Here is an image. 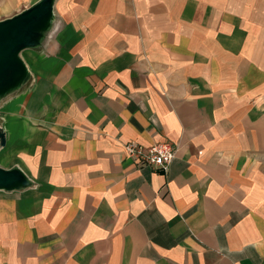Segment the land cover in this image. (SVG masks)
<instances>
[{
    "label": "crops",
    "instance_id": "0c3cea01",
    "mask_svg": "<svg viewBox=\"0 0 264 264\" xmlns=\"http://www.w3.org/2000/svg\"><path fill=\"white\" fill-rule=\"evenodd\" d=\"M55 11L35 81L0 105V165L32 180L0 190V264H264V0ZM130 140L174 143L168 170Z\"/></svg>",
    "mask_w": 264,
    "mask_h": 264
},
{
    "label": "water",
    "instance_id": "95a60500",
    "mask_svg": "<svg viewBox=\"0 0 264 264\" xmlns=\"http://www.w3.org/2000/svg\"><path fill=\"white\" fill-rule=\"evenodd\" d=\"M55 3L56 0H38L0 20V105L33 83L34 74L22 51L45 47L59 22ZM6 144L7 132L0 117V151ZM31 184L32 180L19 165L10 168L0 165V190H19Z\"/></svg>",
    "mask_w": 264,
    "mask_h": 264
},
{
    "label": "built area",
    "instance_id": "2783aa9c",
    "mask_svg": "<svg viewBox=\"0 0 264 264\" xmlns=\"http://www.w3.org/2000/svg\"><path fill=\"white\" fill-rule=\"evenodd\" d=\"M125 152L132 158L138 167L154 165L159 170L166 171L176 155V147L170 141L156 142L151 145H144L137 141L124 143Z\"/></svg>",
    "mask_w": 264,
    "mask_h": 264
},
{
    "label": "rangeland",
    "instance_id": "374dc122",
    "mask_svg": "<svg viewBox=\"0 0 264 264\" xmlns=\"http://www.w3.org/2000/svg\"><path fill=\"white\" fill-rule=\"evenodd\" d=\"M59 23V22H58ZM28 50L26 49V50H23L22 51V56L25 58V60H26V55L28 54V52H27ZM27 61V60H26ZM34 74V73H33ZM34 78H35V75H34ZM36 79V78H35ZM35 81V80H34ZM33 81V82H34ZM2 123H3V125H4V121H3V119H2ZM7 145V144H6ZM6 147V146H5ZM4 147V148H5ZM4 148H2L1 149V151H0V157L5 153V150H4ZM15 164V163H14Z\"/></svg>",
    "mask_w": 264,
    "mask_h": 264
},
{
    "label": "bare ground",
    "instance_id": "6f19581e",
    "mask_svg": "<svg viewBox=\"0 0 264 264\" xmlns=\"http://www.w3.org/2000/svg\"><path fill=\"white\" fill-rule=\"evenodd\" d=\"M21 79V76H20V78H18V80L17 81H19Z\"/></svg>",
    "mask_w": 264,
    "mask_h": 264
}]
</instances>
